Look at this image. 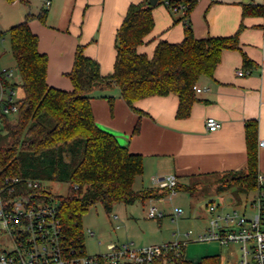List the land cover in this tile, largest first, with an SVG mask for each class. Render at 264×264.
Here are the masks:
<instances>
[{"label":"trees","instance_id":"1","mask_svg":"<svg viewBox=\"0 0 264 264\" xmlns=\"http://www.w3.org/2000/svg\"><path fill=\"white\" fill-rule=\"evenodd\" d=\"M13 2L15 0H6ZM28 5V0H19ZM197 0H158L171 10L185 11L184 37L180 42L159 40L148 56L138 47L153 28L152 8L148 0L130 3L116 30L113 70L102 75L97 60L76 47L73 64L67 73L72 89L50 86L46 81L48 58L38 50V36L29 21L35 15L26 14L23 21L0 34L7 35L11 54L21 78L23 96L17 101V117L13 123L3 119L5 141L0 142V172L26 181L40 180V188L20 185L21 191L35 202L48 201L57 205L65 233L83 241L81 218L88 210L101 204L106 212L113 204L132 203L154 197L159 188H146L136 193L133 184L143 172V157L121 145L110 132L99 127L93 116L89 93L97 86L115 84L126 104L149 96L175 94L179 98L176 115L186 117L197 99L194 85L202 76H213L224 49L240 50L238 35L243 25L228 36L196 38L189 26L188 15ZM46 9L36 15L45 22ZM264 14V6L246 3L242 16ZM245 65L252 60L242 52ZM110 106L113 105L109 98ZM258 124L254 119L245 123L247 165L244 170L216 174L219 191L234 186L250 191L257 187ZM139 125L134 128L138 132ZM66 182L65 194L46 189V182ZM197 184V183H196ZM196 184L176 185L177 189L192 190ZM168 193L161 190L159 195ZM166 262L163 263V260ZM153 264H221L219 255L202 257L198 262L184 258V247L177 252L159 254Z\"/></svg>","mask_w":264,"mask_h":264},{"label":"crops","instance_id":"2","mask_svg":"<svg viewBox=\"0 0 264 264\" xmlns=\"http://www.w3.org/2000/svg\"><path fill=\"white\" fill-rule=\"evenodd\" d=\"M28 1L26 5L19 0H0V34L23 21L26 14L35 15L29 26L38 36V50L48 58L46 81L68 91L72 84L67 73L78 45L83 46L85 55L99 62L102 75L112 72L116 30L128 5L143 0H50L47 8L44 0ZM157 2L152 8L153 28L138 47L148 56L159 40L177 43L184 37L185 11L171 10ZM246 3L264 6V0H197L189 11V26L196 38L228 36L240 24L243 27L238 35L240 50L224 49L213 76L200 77L197 84L209 90L196 93L197 99L186 117L176 115L179 98L175 94L138 99L134 110L122 99L115 84L97 86L89 93L96 124L130 152L142 155L141 184L146 188H158L152 181L155 175H175L177 184L189 185L222 172L244 170L245 123L251 119L258 124V171L264 176V14L242 16ZM44 8L46 18L41 22L36 15ZM242 52L252 65L244 64ZM239 69L245 70L244 74L238 75ZM9 83L13 88L20 86V75L17 82ZM209 116L221 122L220 128L207 130L205 120ZM137 124L139 130L134 133ZM260 141L263 145H259ZM230 245L238 244L224 246L218 242L212 248H201L192 257L186 256L184 248V258L198 262L202 257L219 255L222 263L223 248L227 250ZM238 260L231 264H238Z\"/></svg>","mask_w":264,"mask_h":264},{"label":"built area","instance_id":"3","mask_svg":"<svg viewBox=\"0 0 264 264\" xmlns=\"http://www.w3.org/2000/svg\"><path fill=\"white\" fill-rule=\"evenodd\" d=\"M50 0H44L49 5ZM245 70L236 71L238 75ZM12 69L0 70V126L7 114L18 110L14 100V88L6 80L12 77ZM5 88H8L7 92ZM195 93L208 91L207 86L194 85ZM208 131H215L221 122L213 116L205 120ZM263 145V141L259 142ZM153 183L168 194L176 192L175 175L152 176ZM40 188L43 182L27 179L25 182L13 175L0 172V264H153L161 253L177 252L181 243L170 242L133 248L129 243L110 242L106 250L87 255L80 237L70 238L64 231L54 202H35L27 197L20 185ZM255 197L250 203L252 213L236 210L214 214L217 205L207 204L211 216L206 228L198 234L199 241H217L227 246L239 245L238 264H264V176L258 173ZM175 214L181 209L175 207ZM148 216L160 218L163 212L149 206ZM91 234L93 232L90 231ZM166 259L163 260V263Z\"/></svg>","mask_w":264,"mask_h":264},{"label":"rangeland","instance_id":"4","mask_svg":"<svg viewBox=\"0 0 264 264\" xmlns=\"http://www.w3.org/2000/svg\"><path fill=\"white\" fill-rule=\"evenodd\" d=\"M49 5H44L47 8ZM44 8V9H45ZM11 68L12 77L6 80L17 82L19 73L16 62L11 54L10 42L7 35L0 38V70ZM8 88H5L7 92ZM14 100L18 101L23 92L19 85L14 86ZM1 95V88H0ZM17 117V110L7 114L8 121L13 123ZM5 129L0 126V142L5 141ZM141 175L138 176L133 185L136 193L142 188ZM202 178L197 180L192 190L177 189L173 194H167L164 198L150 201L137 197L132 203L117 202L113 204L110 211L106 212L101 204L92 206L81 218L83 233V244L87 255H96L106 250L110 242L129 243L133 248L153 244H164L179 242L185 248L187 257L200 251L201 248L217 245V241H199L197 236L207 226L211 213L207 204L214 203L217 208L214 214L236 210L242 214L252 213L250 203L255 197L253 190H240L234 186L219 191L214 179ZM46 189L54 194H65L68 189L66 182H46ZM158 194L154 197H158ZM228 196L231 202H226ZM149 206H155L163 212L160 218H150L147 214ZM174 207L180 208L181 213L175 214ZM93 232V234L90 233ZM230 250L233 251L230 254ZM239 245H230L226 250L223 248L222 263L231 264L232 260L239 259Z\"/></svg>","mask_w":264,"mask_h":264},{"label":"water","instance_id":"5","mask_svg":"<svg viewBox=\"0 0 264 264\" xmlns=\"http://www.w3.org/2000/svg\"><path fill=\"white\" fill-rule=\"evenodd\" d=\"M157 1H158V0H148V2H149L150 5H154V4H156ZM231 199H232V197H231V196H228V197L226 198V202L230 201Z\"/></svg>","mask_w":264,"mask_h":264}]
</instances>
